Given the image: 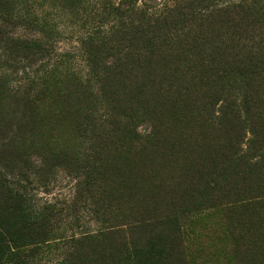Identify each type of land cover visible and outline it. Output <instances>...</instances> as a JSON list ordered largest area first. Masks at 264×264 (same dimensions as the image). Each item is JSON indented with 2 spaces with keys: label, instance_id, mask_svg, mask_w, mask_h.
<instances>
[{
  "label": "rangeland",
  "instance_id": "rangeland-1",
  "mask_svg": "<svg viewBox=\"0 0 264 264\" xmlns=\"http://www.w3.org/2000/svg\"><path fill=\"white\" fill-rule=\"evenodd\" d=\"M126 1L0 0V220L25 244L41 242L9 264H264V83L230 73L237 42L211 32L227 25L195 26L186 52L151 61L143 23L103 12ZM164 1L129 0L149 12ZM212 61L222 71L201 82ZM82 72L89 87L72 81ZM151 131L158 140L141 153L134 141ZM243 176L251 181L236 184ZM162 203L175 211L142 239L148 251L163 237L153 260L113 261L136 242L130 225ZM173 220L185 236L174 248Z\"/></svg>",
  "mask_w": 264,
  "mask_h": 264
},
{
  "label": "trees",
  "instance_id": "trees-1",
  "mask_svg": "<svg viewBox=\"0 0 264 264\" xmlns=\"http://www.w3.org/2000/svg\"><path fill=\"white\" fill-rule=\"evenodd\" d=\"M223 4V7L218 6ZM123 6H126L124 9ZM104 13L112 12L115 16L123 18L129 22L143 23L144 30L141 36L145 46L150 48L148 54H151V61H159L160 56L158 54L163 53L164 51H173L177 52L179 49H185V52L191 46V43L195 44L201 36L194 35L196 28H202L207 25L219 26L223 30V26L227 25L229 31L225 35L217 36L215 32L211 31L214 35L216 41L217 39H222L223 37L230 39L231 43L234 44V41L237 42L236 47L233 49L229 48V51H232V55H227L232 58L230 63L224 62L231 67V72L236 71L244 79H246V84L251 88H260L264 83V0H165L161 5L159 10H154L152 12L141 10L137 5L132 4L127 0L114 7L112 5H105L103 7ZM219 18L218 22L220 23H211L209 20L211 18ZM196 26V28H195ZM135 32H136V27ZM230 30L233 33H230ZM249 36L248 38H246ZM136 40V39H135ZM213 40V39H211ZM139 42V40H137ZM245 44V47L240 48V46ZM207 44V42H206ZM204 46V44H200ZM214 49L218 52L219 48L216 47V44L211 43ZM178 48L173 50L174 48ZM169 48V50H168ZM235 49H239V53L235 54L233 52ZM190 51V50H189ZM158 52V53H157ZM181 55V52L178 54ZM212 68H211V64ZM93 67L91 68V73L93 72ZM148 74L150 77H158L157 72L159 68L150 67L148 69ZM222 71L220 64H214V61L203 64L201 66L200 80H207L211 74H216ZM226 73L225 70H223ZM85 74L84 72L73 75L72 81L77 85V87H89L91 84L90 74ZM160 79H162L160 77ZM163 80V79H162ZM160 80L156 83L158 87L165 85L164 81ZM212 82V81H210ZM207 83V82H206ZM189 85L179 87L178 92H187L190 90ZM193 89V88H192ZM189 93L186 96H189ZM194 95L190 96L189 99L194 100ZM155 138V133L152 131L149 134H144L137 136L134 143L137 144L138 150L141 153H147V151L152 150L151 142ZM226 153L233 154V147L229 144V147L223 145ZM216 156L218 158H223V150L219 147L215 150ZM137 153V151H136ZM64 154V153H62ZM67 155H64L66 157ZM230 162V159H227V163ZM258 163L254 164V167H257ZM253 172L251 173V175ZM245 181L248 183L251 181L248 176H243L241 181H237L236 184H244ZM9 192L10 190H6ZM5 193V192H4ZM5 198L8 200L14 201L19 204V210L23 209V200L22 197L18 194H11L10 192L5 194ZM169 209V210H168ZM175 204L170 206L162 203L159 207L153 208L151 211L146 213V217L141 221L137 222L136 225H133L125 231L130 236L134 235L136 237V242H125L121 250L115 249V254L111 255L110 258L115 261L121 254L125 258H142L145 262H151L153 255L159 252L160 245H163V237L159 236L157 238V243L155 242L153 247L148 251H145L146 247L145 242H142V239L147 235L154 234L155 231H159L166 224V220L171 217L166 215L168 211L173 213L175 210ZM165 219V220H164ZM174 221V220H173ZM175 225L173 226V231L171 235V247L175 241L180 243L178 240L180 238L184 239V234L182 228L179 224L174 221ZM25 225L36 226L35 222H25ZM32 224V225H31ZM163 225V226H162ZM11 225H9L8 220H0V264H9L11 262H19L23 258L38 254L40 249L41 242L38 241V238L33 239L32 243L25 244V239L21 236H14L10 232ZM10 228V230H7ZM112 234L111 236H113ZM106 236H110L106 234ZM91 239V238H89ZM174 248V247H173ZM146 249V248H145ZM152 264V263H150Z\"/></svg>",
  "mask_w": 264,
  "mask_h": 264
}]
</instances>
